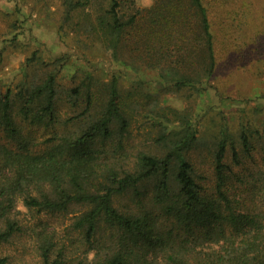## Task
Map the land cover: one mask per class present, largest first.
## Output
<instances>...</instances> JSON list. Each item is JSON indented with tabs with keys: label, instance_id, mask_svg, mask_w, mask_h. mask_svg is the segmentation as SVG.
<instances>
[{
	"label": "rangeland",
	"instance_id": "obj_1",
	"mask_svg": "<svg viewBox=\"0 0 264 264\" xmlns=\"http://www.w3.org/2000/svg\"><path fill=\"white\" fill-rule=\"evenodd\" d=\"M154 1L123 0L116 13L124 25L114 33L110 0H0V96L11 90L12 120L19 129L12 136L0 125V151L35 160L95 162L133 174L139 171V155L163 158L175 149L191 165V176L203 194L211 195L217 184L215 154L223 142L222 190L229 212L242 216L236 217L231 242L264 247V0H201L213 44L214 66L207 79L203 70L208 64L201 60L205 52L194 37L188 36L187 53L179 63L178 49H168L165 36L148 37ZM175 3L190 6L188 0ZM168 50H175L171 58ZM49 76L59 93L55 108L60 122L45 126L32 123L31 117L46 101L43 83ZM180 76L200 81L182 83ZM113 79L125 129L113 118L108 138L100 130L80 151L67 148V141L105 118ZM28 86L42 90L32 95L29 118L19 112L24 94L17 95ZM177 166L173 156L172 188ZM4 176H10L8 169L0 170V180ZM157 179L114 197L113 208H134V192L151 196ZM21 201L17 196L13 209L20 230L0 243L5 264H42V240L54 245L51 259L64 246L67 262L91 264L94 252L86 253L82 236L72 231L75 216L89 207L71 205L65 213H38ZM196 224L177 232L188 250L205 255L231 248L217 243L206 224Z\"/></svg>",
	"mask_w": 264,
	"mask_h": 264
},
{
	"label": "trees",
	"instance_id": "obj_2",
	"mask_svg": "<svg viewBox=\"0 0 264 264\" xmlns=\"http://www.w3.org/2000/svg\"><path fill=\"white\" fill-rule=\"evenodd\" d=\"M122 1L110 0L109 13L113 20L111 32L114 33L120 32L124 25L119 23L116 13ZM188 1L190 6L187 8L178 5L175 0H155L147 19L150 22L148 37L155 38L156 34L165 36L167 48L178 49L175 57L178 63L187 53L185 47L189 42L188 36L194 37L205 52L201 60L208 64L207 70H203L207 79L214 66L208 13L201 0ZM174 51L168 50L169 58ZM199 81L190 76L179 77L182 83ZM53 82L52 76L44 81L46 101L37 114L32 115V123H43L45 126L58 123L60 118L55 102L59 93L54 90ZM31 89L30 86L25 87L17 94L25 96V105L20 107L19 112L27 118L30 116L32 95L35 92L42 93L40 86L35 87L34 91ZM11 96L9 88L0 96V125L10 135L16 136L19 129L15 128L12 120ZM113 118L120 121L121 130H124L126 122L119 112L115 79L111 82L105 118L90 125L74 141H67V148L80 151L94 140L100 130L108 138V125ZM246 144L243 137V145ZM6 153L0 151V170L8 169L10 175L0 180V243H7L20 230L19 221L13 216L14 202L20 196L27 210L38 213H65L71 205L89 207L75 216L72 231L82 236V242L87 247L86 253L94 252L91 264H264V247L247 243L240 247L231 242L232 233H236L233 230L237 223L236 217L242 216L229 212L222 190V171L225 168L223 142L219 143L215 154L217 184L215 193L211 195L203 194L191 176V165L175 149L163 158L139 155V171L133 174L118 173L111 166L101 167L95 162L84 163L77 159L69 162L60 159L35 160L24 153ZM173 156L178 159L175 188L170 186L169 179ZM155 177L158 179L151 196L142 197V194L135 191L134 208L124 212L113 208L114 197L125 194L131 188L137 189L138 185ZM248 220L252 225L255 223L250 217ZM197 222L207 225L217 243L221 241L231 248L205 255L188 250L185 238H180L177 232L180 229L186 230L190 225H197ZM201 236L206 237V234ZM43 241L39 246L42 264H71L65 260L67 248L58 247L55 258L51 259L54 245ZM189 255L191 258L188 260ZM0 264H5V260L0 259Z\"/></svg>",
	"mask_w": 264,
	"mask_h": 264
}]
</instances>
